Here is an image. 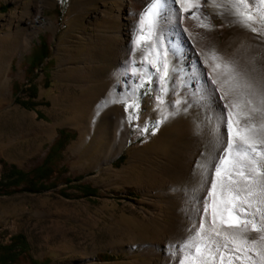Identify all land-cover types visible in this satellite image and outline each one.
Segmentation results:
<instances>
[{
	"label": "rangeland",
	"instance_id": "rangeland-1",
	"mask_svg": "<svg viewBox=\"0 0 264 264\" xmlns=\"http://www.w3.org/2000/svg\"><path fill=\"white\" fill-rule=\"evenodd\" d=\"M29 1L0 0V96L4 97L0 104V177L2 159L30 172L42 163L61 128L71 130V139L54 160L53 175L44 180L46 189L0 194V243L22 233L30 254L36 259L48 257L47 264H157L162 258L150 255L149 248L170 245L172 224L184 229L199 223L192 216L204 200L198 201L205 179L199 165L211 164L214 149L195 157L193 173L188 176L165 177L164 152L151 146L161 136L168 143L171 134L165 131V120L158 130L154 128L161 118L156 97L162 95L166 105L175 96L161 93L159 74L153 67L148 70L152 82H145L135 92L139 119L130 124L127 116L133 109L125 112L120 103L128 134L124 148L113 137L114 124L108 125L99 144L82 139L76 98L88 89L73 81L75 72L67 61L90 47L92 29L87 22L104 0H49L39 15L37 2ZM30 10L32 19H28ZM112 10L117 11L118 6ZM224 23V27L234 25L222 17L216 19V26ZM31 32L35 35L29 48H14ZM41 41L50 45L52 61L32 74V53ZM155 55L150 53V60ZM140 82L138 74L136 83ZM16 96L25 103L16 102ZM99 123L105 125V119ZM218 123L215 118L207 130L213 147L220 135ZM145 126L149 130L142 132ZM121 155L123 160L117 161ZM82 185L97 187L98 195L83 196ZM178 190L181 196L167 206L168 192L177 196ZM184 216H191L192 222H184ZM21 264H29V260Z\"/></svg>",
	"mask_w": 264,
	"mask_h": 264
},
{
	"label": "bare ground",
	"instance_id": "bare-ground-1",
	"mask_svg": "<svg viewBox=\"0 0 264 264\" xmlns=\"http://www.w3.org/2000/svg\"><path fill=\"white\" fill-rule=\"evenodd\" d=\"M33 1L30 0L29 4ZM35 1L38 4L36 14L39 15L49 0ZM148 4L149 0H104L101 8L95 10L87 22L88 25L91 23L92 29L89 33L92 41L90 47L82 49L78 56L72 55L67 61L69 69L73 68L75 72L73 81L80 87L88 89L84 95L76 98L77 115L82 123H80L82 139L86 138V141L92 139L94 145L99 144L108 130V125L113 124L116 130L113 136L116 143L121 144L120 149L126 145L128 134L124 110L120 103H109L104 106L103 102L110 96H123L133 91L138 75H133L131 70L133 66L141 71L145 68L148 71L152 67L150 64L141 63L143 55L141 52H133V38L139 16ZM114 5L118 6L117 11L112 10ZM168 10L165 14L166 19L161 22L158 31V34L163 33V49L158 48V51L163 52L164 49L169 51L171 78L167 81V92L175 98L163 108L172 113L165 120V131L171 135L168 143L167 139L161 136L151 147L155 151L163 150L166 158V162L162 163L166 164L165 177L171 180L193 173L192 164L195 157L198 154L205 156L211 147L214 149L211 164L214 163L215 157L221 154L227 140V127L222 120V117L226 119L225 101L220 98L218 86L212 83L216 75L212 73L214 62L209 59V64L205 65L204 54H210L215 50L224 60L235 61L239 69L250 72L253 77H259L264 74V37L246 30L239 24H234L230 28L224 27L225 23L216 26V19L219 17L227 21H231V17L227 14L217 15V9L212 5L201 8L203 13L211 17L214 27L210 31L198 27L196 20L188 18L191 12H182L179 4L173 3L172 0H168ZM28 14V19H32L31 10ZM185 29L188 31H184ZM189 32L193 34L192 37L189 36ZM34 35L32 32L26 35L22 43L16 44L14 48H29ZM222 36L225 37L224 42L221 41ZM173 46L178 52L176 55H173ZM148 58L150 60V56ZM173 66L177 71H171ZM222 71V68L217 69V73ZM177 100L180 101L178 105L175 103ZM102 118L105 119V125L99 123ZM215 118L220 121L218 123L220 135L216 140V147H213V140L208 136L207 130ZM209 170L211 179L213 173L211 168ZM203 181L198 201L204 199L203 196L209 186L205 179ZM178 192L177 196L171 191L168 192L170 200H165L167 206H170L178 195L181 196L180 190ZM201 209L202 202L192 215L198 219L197 222L200 221ZM185 217L184 222L192 219L191 216L187 219ZM191 228L192 226L189 228L185 225L184 229H178L172 224L170 234L173 240L167 243L179 244L190 234ZM256 235L255 232L249 233L250 237ZM148 253L162 258L157 264H179V255H173L169 246L165 248L151 246Z\"/></svg>",
	"mask_w": 264,
	"mask_h": 264
},
{
	"label": "snow or ice",
	"instance_id": "snow-or-ice-1",
	"mask_svg": "<svg viewBox=\"0 0 264 264\" xmlns=\"http://www.w3.org/2000/svg\"><path fill=\"white\" fill-rule=\"evenodd\" d=\"M184 13L191 12L189 19L197 26L212 30L211 17L201 11L202 6L212 5L217 15L231 17V23L239 24L248 31L264 37V0H172ZM168 0H149L140 13L133 38V52H141V63L150 64L158 73L161 93L167 92L170 73L169 51L163 52V33L158 31L166 19ZM171 14V13H169ZM184 31H188L185 29ZM192 37V33H188ZM173 55L178 54L176 47ZM155 58L149 60V54ZM214 62L212 83L221 92L225 101L227 140L221 154L211 165L201 164L205 182L210 184L203 200L202 215L198 224H193L190 234L179 244H170L173 255H179V264H264V74L253 77L242 71L235 61L224 60L215 50L204 54V64ZM135 64V61H133ZM223 69L217 73V69ZM133 75L139 74L141 82L133 91L123 96H110L103 102L123 103L131 124L139 119V103L135 92L152 82V74L132 67ZM172 72L177 71L175 66ZM253 71H255L253 69ZM146 78V81H145ZM227 88V90H225ZM129 99L132 103H129ZM161 118L154 128L172 113L164 108L162 95L156 97ZM177 105L179 100L175 102ZM145 126L142 132H147ZM154 134V132H153ZM209 168L213 173L209 179ZM255 232V237L249 233ZM255 257V258H254Z\"/></svg>",
	"mask_w": 264,
	"mask_h": 264
},
{
	"label": "trees",
	"instance_id": "trees-1",
	"mask_svg": "<svg viewBox=\"0 0 264 264\" xmlns=\"http://www.w3.org/2000/svg\"><path fill=\"white\" fill-rule=\"evenodd\" d=\"M33 58L31 62V72L34 73L35 69L52 61V49L46 42L41 41L39 46L32 53ZM15 94L19 93L18 83H14ZM34 97L33 95H30ZM16 102L20 101L18 96L15 98ZM71 130L61 128L59 135L55 141L49 146L41 164L33 168L30 172L20 169L16 164H9L6 160L2 159L3 172L0 177V194H11L18 191H31L38 192L47 188L44 184L45 179H49L53 175L54 160L59 159V154L64 149L66 144L71 139ZM124 155H121L117 161H122ZM57 168V167H56ZM62 168V167H61ZM60 169V168H58ZM68 182L71 179L67 178ZM21 184L22 187L20 186ZM81 191L83 196L98 195L99 189L91 185H82ZM29 243L24 234L12 235L8 243H0V264H21L25 259L29 260V264H47L49 258L36 259L30 254Z\"/></svg>",
	"mask_w": 264,
	"mask_h": 264
},
{
	"label": "crops",
	"instance_id": "crops-1",
	"mask_svg": "<svg viewBox=\"0 0 264 264\" xmlns=\"http://www.w3.org/2000/svg\"><path fill=\"white\" fill-rule=\"evenodd\" d=\"M2 71H3V70H2ZM2 71H1V72H2ZM15 98H16V97H15ZM3 99H4V97H1V96H0V104L2 103V100H3Z\"/></svg>",
	"mask_w": 264,
	"mask_h": 264
}]
</instances>
